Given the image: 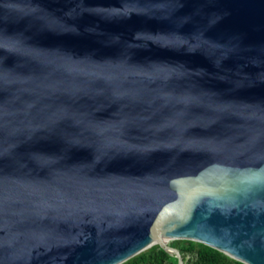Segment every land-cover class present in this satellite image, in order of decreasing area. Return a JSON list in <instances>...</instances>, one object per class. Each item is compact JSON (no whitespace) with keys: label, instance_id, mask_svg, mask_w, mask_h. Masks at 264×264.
Instances as JSON below:
<instances>
[{"label":"water","instance_id":"95a60500","mask_svg":"<svg viewBox=\"0 0 264 264\" xmlns=\"http://www.w3.org/2000/svg\"><path fill=\"white\" fill-rule=\"evenodd\" d=\"M172 240L264 264V0H0V264Z\"/></svg>","mask_w":264,"mask_h":264},{"label":"trees","instance_id":"16d2710c","mask_svg":"<svg viewBox=\"0 0 264 264\" xmlns=\"http://www.w3.org/2000/svg\"><path fill=\"white\" fill-rule=\"evenodd\" d=\"M168 245L178 251L182 264H242L208 246L189 240H172ZM122 264H177V259L174 254L151 246Z\"/></svg>","mask_w":264,"mask_h":264}]
</instances>
